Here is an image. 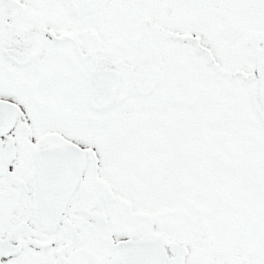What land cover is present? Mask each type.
Returning <instances> with one entry per match:
<instances>
[{
  "label": "snow or ice",
  "instance_id": "6c2138e0",
  "mask_svg": "<svg viewBox=\"0 0 264 264\" xmlns=\"http://www.w3.org/2000/svg\"><path fill=\"white\" fill-rule=\"evenodd\" d=\"M0 264H264V0H0Z\"/></svg>",
  "mask_w": 264,
  "mask_h": 264
}]
</instances>
